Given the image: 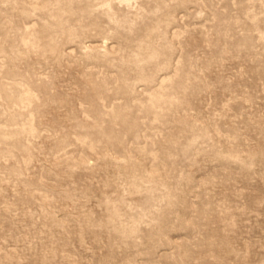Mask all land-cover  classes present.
<instances>
[{
  "label": "rangeland",
  "instance_id": "374dc122",
  "mask_svg": "<svg viewBox=\"0 0 264 264\" xmlns=\"http://www.w3.org/2000/svg\"><path fill=\"white\" fill-rule=\"evenodd\" d=\"M0 264H264V0H0Z\"/></svg>",
  "mask_w": 264,
  "mask_h": 264
}]
</instances>
